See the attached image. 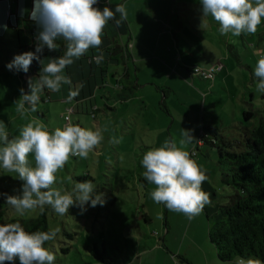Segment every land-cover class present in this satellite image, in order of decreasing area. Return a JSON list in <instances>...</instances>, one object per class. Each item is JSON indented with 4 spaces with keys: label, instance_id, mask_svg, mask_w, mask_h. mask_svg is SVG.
Masks as SVG:
<instances>
[{
    "label": "rangeland",
    "instance_id": "374dc122",
    "mask_svg": "<svg viewBox=\"0 0 264 264\" xmlns=\"http://www.w3.org/2000/svg\"><path fill=\"white\" fill-rule=\"evenodd\" d=\"M113 1L117 6L126 0ZM13 34L16 33L13 31ZM11 39L15 41L12 42ZM4 43L13 48V55L2 48L5 46ZM20 50L17 36L0 38V120H3L7 125L9 137L18 136L20 129L33 120L45 125L50 133L54 132L56 128L63 129L65 127L64 116L68 114V109L71 106L76 105L74 99L71 102H68L67 99L53 101L49 98L45 101L42 99L45 94L43 91L37 105L38 112L28 111L22 117L16 111L15 102L20 98V89L23 88L26 92L25 75L22 74L23 71H10L6 65L12 61V56L19 54ZM243 52L247 54L249 50L244 49ZM142 78L144 80V77ZM160 78L162 75L159 77L162 82ZM110 81L108 89L113 97L109 102L115 105V111H107L105 102L102 101L101 96H98L95 107L96 109L101 108L100 110L94 111L91 105L87 104L89 106L88 113L71 114V120L75 125L93 131L100 130L104 137L102 143L96 146L86 159L70 157L64 168L57 172V183L53 185L62 193L72 192L75 182H83L80 178L89 174L94 177L92 182L97 186V192L105 194L106 203L103 206L88 207L87 211L83 213L79 207L72 206L68 214L63 216L57 214L51 206L45 207L51 231L59 230L55 239L48 241L45 246L55 254L54 264H104L91 252V248L95 244H99L100 248L105 246L110 255H113L114 252L117 253L119 260L116 264H121L119 261H123L122 257L125 260L129 259L123 261L122 264H141L136 257L146 252L145 250L151 252L145 255L143 264H170L169 259L171 264H184L182 260L184 254L191 257L195 264H215L213 262L215 260L212 258L214 255H216V262L219 264H238V259L232 262L220 261L216 248L209 238V226L219 218L217 214L219 204L225 203L228 200L227 197L233 194L232 188L220 182L223 166L220 164L217 147L198 146V140L203 136L202 129H200L195 136L197 139L186 148L190 158L204 170L208 177L201 187L209 194L211 202L205 205L200 215L189 220L184 213L170 211L164 204L156 203L150 195L156 186L144 178L141 161L146 152L161 147L165 140H171V135L157 136L159 130L154 129V126H161L163 121L150 118L147 123H141L143 118L140 117V114L152 110L158 113L162 112V115L168 113L165 112L164 104H162L161 110L156 108L159 102L165 99V94L160 89L159 94L153 97V101L155 99L156 101L152 102L147 110L144 108L142 111L139 109V102L133 98L131 110H134L135 113L131 115V118L126 119L129 111L120 100V93H123L122 85L113 87L115 81L113 82L112 79ZM256 83L258 84V82ZM248 87L252 89V83L246 84L245 88L234 86L229 81L225 89L218 87L217 90L209 92L211 96L207 102H205V97H200L197 102L191 87L179 92L178 96L173 94L166 99L173 112L179 117L183 119H188V115L193 118L199 117L200 121H205L207 125H213L215 128L223 130L227 136L239 139L240 135L236 136L239 133L237 128L227 126L244 122V115L241 113L242 107L247 106L249 110L256 111L260 109L262 111L264 108V93L258 92L257 89L254 90L253 107L247 105L246 102L250 101L248 95L250 96L251 93ZM155 89L156 86L153 90L147 88L143 92L149 96L154 93ZM244 91L246 98L243 95ZM53 95L58 96L57 92H53ZM89 100L87 99V101ZM27 107L28 105H26ZM180 123L182 126L186 125L187 129H191L185 120ZM147 124L151 130H142V126H147ZM182 130L183 128H179L173 133V138L177 142L181 138ZM157 139L159 141L155 143ZM114 140H117L118 143H114ZM29 160L35 167L34 154H29ZM22 183L23 181L18 179L16 173L0 168V192L8 190L10 195H19ZM208 183L212 188L210 190ZM213 191H215V195ZM7 207L8 217L32 218L41 212L37 208L20 216L12 206L7 204ZM142 212H146L153 220L146 222ZM167 215L168 219L165 217ZM166 225L171 227L169 234ZM187 229H190L189 235H187ZM193 239L195 243L197 241L199 244H204L202 248L208 257L213 259L212 262L205 261L207 259L203 249L198 251L190 247ZM212 248L213 250H211ZM164 253L169 258L168 260L164 257ZM248 259L259 260L256 257L244 258L245 261ZM261 264L263 263L261 262Z\"/></svg>",
    "mask_w": 264,
    "mask_h": 264
},
{
    "label": "clouds",
    "instance_id": "9594fccd",
    "mask_svg": "<svg viewBox=\"0 0 264 264\" xmlns=\"http://www.w3.org/2000/svg\"><path fill=\"white\" fill-rule=\"evenodd\" d=\"M99 2L34 0L30 18L38 27L35 51L15 55L6 67L10 71L27 73L34 60L42 64L45 47L49 51L57 50L56 41L61 38L67 42V47L64 56L51 58L42 66L36 83L29 79L28 92L20 89V98L15 103L22 117L28 111H37L45 88L59 92L62 85H71V78L63 74L65 68L74 63V58L79 59L90 48L102 44L103 30L116 18V13L120 14V19H115L117 26L126 19L123 4L113 11L107 6L102 10L94 7ZM200 4L202 16L210 15L218 22L222 35L255 34L264 18V0H200ZM254 75L258 78L257 91L264 93V57L257 61ZM77 95L78 91L70 90L68 102ZM193 132L183 129L178 142L174 138L165 140L161 147L146 152L141 161L144 178L156 186L150 193L151 198L170 211L184 213L189 220L200 215L211 202L209 194L201 187L208 177L186 150L197 139ZM103 139L100 130L72 124L50 133L45 125L35 120L23 126L18 136L10 138L7 125L0 120V168L16 173L23 181L19 195L0 192V196L20 216L37 208L43 213L46 206H51L61 216L68 214L72 206L79 207L81 213L88 207L103 206L105 194L97 192V186L90 180L75 182L72 192L62 193L53 187L57 183V172L70 157L86 159ZM113 142L118 143L117 140ZM29 154H34L35 167ZM58 231L27 232L20 223L0 224V264H17V261L19 264H54L55 254L44 245L54 240ZM239 264H261V261L240 259Z\"/></svg>",
    "mask_w": 264,
    "mask_h": 264
},
{
    "label": "crops",
    "instance_id": "0c3cea01",
    "mask_svg": "<svg viewBox=\"0 0 264 264\" xmlns=\"http://www.w3.org/2000/svg\"><path fill=\"white\" fill-rule=\"evenodd\" d=\"M121 4L126 9V19L117 26L115 19H120V14L116 13V18L110 20L105 26L107 34L102 35V44L97 48H90L79 59L74 58V63L65 68L63 74L71 78V85H62L61 90L57 92L58 96H54L52 91L45 88L43 90L45 91L43 100L46 101L48 98L53 101L66 100L70 90L78 91V95L74 98V104L76 103L75 113L77 115L88 113L89 106L87 104L94 108L98 96H101L102 101L105 102L107 111L112 112L115 111V105L109 102L113 97L111 91L108 87L97 88L95 86L101 82V79L107 81L108 84L112 79L113 82H121L123 93H120V100L127 106L129 111V115L126 116L127 119L135 113L134 110H131L133 98L139 102L141 111L144 108L147 110L152 102L156 101V99L153 101V97L157 96L160 89H162L165 99L161 100L156 108L161 110L162 104H164L165 112L168 113L162 115V112L158 113L153 110L142 113L140 117L143 119L140 122L147 123L150 118L162 120L163 124L161 126H154V129L159 130L157 136L171 135V139L174 137V131H178L179 128L187 129L186 125L182 126L180 123L183 120L194 130L193 134L195 136L200 129L203 132V127L206 124L205 121H200L199 117L193 118L190 115H188V119L179 117L168 104L167 97L173 94L178 96V93L185 88H192L197 102H199L200 97H205V102H207L211 96L209 92L217 90L218 87L225 89L229 81L234 86L245 88L246 84L252 83V89L248 87L251 90L250 96L247 94L250 101L246 103L253 107L254 90L257 89L256 82H258V78L254 75V69L257 61L264 57V18H262L261 24L258 25L255 34L242 33L240 36H234L228 33L222 35L219 31L218 22L210 15L202 16L200 0H126ZM105 6L115 11V1L105 0L99 5V8L103 9ZM33 7L34 0H0V38L17 36L21 47L19 54L35 51L36 41L31 34V28L36 23L30 18ZM13 31L16 34H13ZM61 40L62 38L56 41L58 48L55 51H49L45 47L41 55L42 64L34 60L29 71L22 73L25 75L26 92L29 91V79L36 83L42 66H46L51 58L64 56L67 42L62 40L64 41L62 44ZM11 41L15 40L11 39ZM3 45L5 46L2 48L12 54L13 48L7 43ZM125 47H128L130 51L127 58L124 57L123 52ZM244 49L249 50V53L245 54ZM93 54L102 56L99 64L90 63L88 57ZM13 58L14 56H12ZM218 63L222 65V68L218 71L214 80H205L191 74V68L196 65L209 68ZM99 67H103V69L101 70ZM161 75L162 82L159 80ZM103 76L105 77L102 78ZM142 77H144V80ZM125 86L133 88L126 89ZM155 86L156 89L152 95L148 96L143 92L147 88L153 90ZM130 90H133V92L131 93ZM243 93L246 98V92ZM190 96L192 97V94ZM87 99L90 100L87 101ZM45 108H47L46 105ZM100 109L98 107L97 110ZM247 110H249L247 106H243L241 113L244 115ZM232 125L227 127L233 128ZM142 130L150 131L151 128L147 124V126H142ZM238 132L236 136L240 135L241 137V132L239 130ZM158 141L159 139L155 143H158ZM209 187V190L212 189L210 185ZM142 215L146 222L153 220L146 212H142ZM165 217L168 219L169 216ZM166 227L169 234L171 227L167 225ZM189 230L187 229V235L191 233ZM190 247L200 251V249H203L204 244H199L197 241L195 243L193 239ZM145 251L136 257L141 264H143L145 255L151 252L149 250ZM204 253L207 259L205 261L212 262L213 259L208 257L205 251ZM164 257L166 260L169 259L165 253ZM184 257L182 258L184 264H195L187 254H184ZM212 258H214L215 261L213 262L216 264V255ZM122 259L124 262L129 260L128 258L125 260L124 257ZM123 261L119 262L122 264ZM169 263L171 264L170 259Z\"/></svg>",
    "mask_w": 264,
    "mask_h": 264
},
{
    "label": "trees",
    "instance_id": "16d2710c",
    "mask_svg": "<svg viewBox=\"0 0 264 264\" xmlns=\"http://www.w3.org/2000/svg\"><path fill=\"white\" fill-rule=\"evenodd\" d=\"M103 34H107L106 27ZM123 52L125 58L129 57L128 47H125ZM95 56L99 59L91 60L90 63L99 64L102 60L100 54H93L88 59ZM106 82L101 79L95 86L108 87ZM115 83L121 87L120 81ZM262 109L245 111L244 122L233 126L241 132L239 139L227 136L223 130L212 125L205 124L203 127V146H215L220 154V164L223 166L220 182L233 190V194L227 197L228 201L219 204V218L210 224L209 229L210 241L222 262L256 257L264 264V108ZM80 179L94 181L89 174ZM2 192L10 195L8 190ZM213 194H216L215 191ZM7 209L4 197L0 196V224L20 223L27 232L51 231L46 209L32 218L8 217ZM47 243L48 241L44 246ZM91 252L104 264H116L119 260L118 254L110 255L107 248H100L99 244H95ZM17 263L19 264L18 261Z\"/></svg>",
    "mask_w": 264,
    "mask_h": 264
},
{
    "label": "built area",
    "instance_id": "2783aa9c",
    "mask_svg": "<svg viewBox=\"0 0 264 264\" xmlns=\"http://www.w3.org/2000/svg\"><path fill=\"white\" fill-rule=\"evenodd\" d=\"M100 4H102L101 1L99 2L98 5H94V7H99ZM10 15H11V12H10ZM37 32H38V27H37V25H35L34 27L31 28V34H32L33 39L35 41H36ZM98 59H99L98 56H95L93 58H89L90 61L91 60L94 61V60H98ZM221 68H222V65L220 63H218L216 65H213V66H211L209 68H204V67L196 65V66L192 67L190 71H191V74L193 76H196V77L211 81V80H214L216 74L218 73V71ZM105 84L109 86L108 82H106ZM115 86H118V85L115 84ZM94 108L96 109V107H94ZM75 111H76V105L75 106H71L68 109V114L64 116L65 126L68 125V124L75 125L74 122H72V120H71V114L75 113ZM93 115H94V113H93ZM204 136L205 135L203 134V136L198 140V146H203ZM193 154L195 155L196 152L194 151ZM239 261H238V264H239Z\"/></svg>",
    "mask_w": 264,
    "mask_h": 264
}]
</instances>
